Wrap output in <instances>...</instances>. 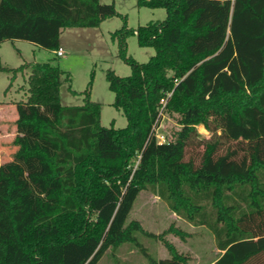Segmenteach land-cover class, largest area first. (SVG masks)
Wrapping results in <instances>:
<instances>
[{
	"label": "trees",
	"instance_id": "trees-1",
	"mask_svg": "<svg viewBox=\"0 0 264 264\" xmlns=\"http://www.w3.org/2000/svg\"><path fill=\"white\" fill-rule=\"evenodd\" d=\"M137 5L167 18L114 34L132 73L109 70L107 81L127 127H104L89 89L84 104L63 105L71 78L59 66L12 70L29 69V96L15 105L17 149L0 165V264H98L125 243L150 264H187L162 237L169 258L141 247L137 234L153 235L128 219L142 191L210 230L222 252L215 264H264V0ZM117 14L100 0H0V43L56 53L67 28H96ZM131 34L156 50L148 62L127 56ZM161 109L179 125L164 143L155 133Z\"/></svg>",
	"mask_w": 264,
	"mask_h": 264
},
{
	"label": "rangeland",
	"instance_id": "rangeland-1",
	"mask_svg": "<svg viewBox=\"0 0 264 264\" xmlns=\"http://www.w3.org/2000/svg\"><path fill=\"white\" fill-rule=\"evenodd\" d=\"M102 4H115L117 16L109 18L96 28H67L60 38L63 57L55 52L40 48L22 40L0 43V165L10 160L17 147L13 141L17 135L16 103L26 101L28 93L29 69L14 73L25 64L50 62L69 73L71 83L65 81L61 87L63 105L74 106L85 103L86 91L90 90V100L101 105V124L104 127L125 128L126 116L114 106L115 93L109 88L107 73L113 70L120 77L130 76L132 68L120 56L119 40L114 34L126 26L136 30L150 22L164 21L167 18L163 8L139 7L137 0H100ZM128 57L139 63L148 62L156 54L152 47H140L136 35L126 38ZM91 84V85H90ZM11 85V86H10ZM165 106V105H164ZM161 112L162 109H161ZM164 113V112H163ZM156 136L164 143L179 129L174 117L162 114ZM198 133L211 136L203 126ZM138 164V160L135 165ZM137 220L153 236L137 234L138 240L154 259L169 258L170 253L161 239L173 243L179 254L187 258V264H215L222 253L217 249L213 234L205 227L193 226L179 218L157 195L142 191L132 209L128 221ZM180 229L187 236L183 239L170 228ZM141 248L131 243L109 249L98 264H150Z\"/></svg>",
	"mask_w": 264,
	"mask_h": 264
},
{
	"label": "built area",
	"instance_id": "built-area-1",
	"mask_svg": "<svg viewBox=\"0 0 264 264\" xmlns=\"http://www.w3.org/2000/svg\"><path fill=\"white\" fill-rule=\"evenodd\" d=\"M56 55H57L58 57H63V56L65 55L63 49L60 48V49L56 52Z\"/></svg>",
	"mask_w": 264,
	"mask_h": 264
},
{
	"label": "bare ground",
	"instance_id": "bare-ground-1",
	"mask_svg": "<svg viewBox=\"0 0 264 264\" xmlns=\"http://www.w3.org/2000/svg\"><path fill=\"white\" fill-rule=\"evenodd\" d=\"M202 127V126H201ZM205 128V127H204Z\"/></svg>",
	"mask_w": 264,
	"mask_h": 264
},
{
	"label": "crops",
	"instance_id": "crops-1",
	"mask_svg": "<svg viewBox=\"0 0 264 264\" xmlns=\"http://www.w3.org/2000/svg\"><path fill=\"white\" fill-rule=\"evenodd\" d=\"M221 252V251H220ZM222 253V252H221Z\"/></svg>",
	"mask_w": 264,
	"mask_h": 264
}]
</instances>
